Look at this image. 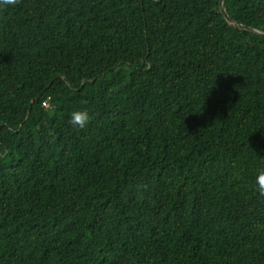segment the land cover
Masks as SVG:
<instances>
[{"label": "trees", "instance_id": "obj_1", "mask_svg": "<svg viewBox=\"0 0 264 264\" xmlns=\"http://www.w3.org/2000/svg\"><path fill=\"white\" fill-rule=\"evenodd\" d=\"M223 7H0V264H264V0Z\"/></svg>", "mask_w": 264, "mask_h": 264}, {"label": "clouds", "instance_id": "obj_2", "mask_svg": "<svg viewBox=\"0 0 264 264\" xmlns=\"http://www.w3.org/2000/svg\"><path fill=\"white\" fill-rule=\"evenodd\" d=\"M20 3V0H0V7L16 6ZM92 120V116L88 110H76L70 115L69 124L78 129H85ZM254 192L259 198H264V168L258 171L254 179Z\"/></svg>", "mask_w": 264, "mask_h": 264}, {"label": "water", "instance_id": "obj_3", "mask_svg": "<svg viewBox=\"0 0 264 264\" xmlns=\"http://www.w3.org/2000/svg\"><path fill=\"white\" fill-rule=\"evenodd\" d=\"M225 0H219V12L221 14V16L225 19V21L228 23V24H231V25H234L235 23L228 17V15L226 14L225 10H224V7H223V3H224ZM240 29L248 32V33H251V34H256V35H260L264 38V33H260L258 31H255L253 29H246V28H243L241 26H238Z\"/></svg>", "mask_w": 264, "mask_h": 264}]
</instances>
